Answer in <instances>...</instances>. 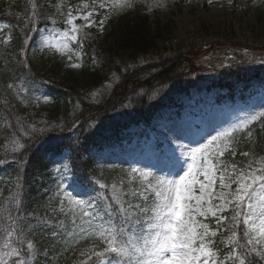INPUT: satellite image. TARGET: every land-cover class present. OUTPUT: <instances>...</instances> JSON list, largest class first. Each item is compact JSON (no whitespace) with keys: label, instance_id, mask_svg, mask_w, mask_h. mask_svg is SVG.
<instances>
[{"label":"snow or ice","instance_id":"6c2138e0","mask_svg":"<svg viewBox=\"0 0 264 264\" xmlns=\"http://www.w3.org/2000/svg\"><path fill=\"white\" fill-rule=\"evenodd\" d=\"M64 7L61 0L57 12L65 17L69 30L47 42L49 48L62 53L71 51L67 42H77L83 29L103 30L109 14L130 5L126 0H81L75 8L68 5L66 12ZM100 10L105 15L97 24L94 17ZM37 16L34 11L30 23H35ZM77 20L83 23L77 24ZM10 40L9 34L5 42ZM256 119L252 116L191 149L189 160L171 159L165 176L131 168L127 180L113 183L110 197H104L114 217L106 227L94 225L96 214L85 201L64 193L68 206L61 200L59 211L70 218L73 234L78 236L74 244L86 239L99 241L80 251L79 255L86 257L82 264H95L94 258L100 264H264V158L256 162L258 166L250 160L243 167L224 159L226 153L233 158L236 155L234 133L246 131ZM247 135L250 138L252 133ZM241 155L249 157L250 153ZM99 187L106 189L108 185L101 183ZM137 197L143 203L134 202ZM60 227H64L63 222ZM53 235L63 233L53 230ZM36 255V245L9 212L0 264H8L10 259L12 264H28Z\"/></svg>","mask_w":264,"mask_h":264},{"label":"rangeland","instance_id":"374dc122","mask_svg":"<svg viewBox=\"0 0 264 264\" xmlns=\"http://www.w3.org/2000/svg\"><path fill=\"white\" fill-rule=\"evenodd\" d=\"M134 2H139V6L141 5L140 10L142 14H144L149 32L154 38L155 47L156 45H158V47H150L145 52H143L144 50H141L140 53L136 55L134 54L133 57L129 55H125L127 57L121 56V61L109 58L102 53H97L98 56L96 63L99 68L101 67L105 70L106 81L104 84H101V86L95 88V93L92 94L93 97L105 98L106 96H109L112 93V90L118 86L117 84L123 83L125 80L126 87L122 90V97L129 99L131 97L138 96L139 94L141 95L138 83H142V81L146 80L150 74L154 76V78L170 75L169 72L178 78L184 74L189 77H199L200 75H203V73H213L214 71L225 70V68H237L238 66L254 65L248 62V60H242L241 58L237 59L233 57H226L225 60H219V58H216L214 61L205 58L213 52L217 54L222 53V50H226L227 53L230 51L235 54L236 52L247 53V51L251 54L259 51L264 52V43H261L264 41V35L258 33L254 35L252 34V37H249V40L253 42L259 41L260 44L258 45L263 46L260 47V49H256L255 45H251L246 42L247 40L245 36L250 34V31L242 28L239 32H237L235 37L232 36V32H229L226 28L229 21H232L231 25L234 29L239 28L240 25L246 24V21L250 18V16L246 15V17H240L244 15L247 10H249V7L245 4H233L232 0H163V6H160L161 0H129L131 6ZM76 23L81 24L83 22L78 20ZM20 25L26 29L28 28V23L21 22ZM69 27L70 26H67L64 30L53 29L50 32L45 33L42 36V44L47 46V42L53 36L59 32L68 31ZM93 28L94 32H91ZM95 31L96 27L83 29L79 38H92L90 40V42H92V40L95 39L93 35ZM243 31H245V35L242 33ZM85 33H87L86 36ZM158 33L160 34V37L156 38ZM67 43L71 48V45L74 42L68 41ZM6 51L7 47L5 44V46L0 50V61L5 56L4 53ZM187 53H190V56H188ZM71 56H75L73 51ZM170 57L178 58L177 65L179 67L172 68L174 67L173 61H167ZM158 69L162 70V72H158ZM132 80L133 82H131ZM134 93L137 95H134ZM117 99L121 100V98ZM261 99H264V94L261 95ZM262 103H264L262 100L252 102L251 105L253 104V109L249 107L247 108L246 113H239V119L237 120L235 118V111H233V113L229 115L230 118L228 119L227 117L228 120L222 119L220 122H216L214 126L208 129L205 128L206 126L203 123L205 121L203 115L194 116V109L196 106H193V109L188 108L187 111L189 112V115H183L181 122L185 121L186 123H189L188 121L190 120L193 122V126L196 122H198L201 124L202 128L201 131L200 129L199 131H192L193 128L192 125H190L189 129H186V132L189 131L190 134L187 139L183 140V148H179L181 161L190 159L187 154L191 149L199 147L201 143H206L208 139H211L213 136L232 128L233 126L239 124L240 121H247L252 116H255V114L259 112V108L262 107ZM193 104L196 105L199 103L194 101ZM258 104L261 106L258 107ZM10 116L15 122L16 129L13 130L14 133L22 138L29 137L31 132L26 129V124L23 120L19 117H15L12 113ZM208 117H214V115H208L206 118ZM45 121L46 120L34 119L33 124L35 123V125L33 126V129L37 135L42 133V126L45 124ZM163 125L165 124L163 123ZM21 128L23 131L19 133L17 129L20 131ZM220 129L223 130L218 131ZM47 136L48 135H46L45 138ZM176 137L177 136L175 135L174 138ZM177 140L180 141V139H176L175 141ZM140 152L148 153L146 155V159L148 160L145 161L146 163H149L154 152L151 151L150 148H144V150ZM227 154L229 153H226L224 157L225 160L227 158ZM231 158L233 161H229V163H236L241 167L245 166L250 160L253 161L254 166H258L256 162L261 158H264V149L252 150L249 157L240 155L239 158H237V156L234 158L231 156ZM132 159L137 164L143 163L144 160L139 152L134 154ZM163 171L167 174L169 168L163 169ZM162 175L165 176L164 173H162ZM73 191L77 192L76 189H73ZM0 246H2V244ZM8 264H12L11 259L8 261Z\"/></svg>","mask_w":264,"mask_h":264},{"label":"trees","instance_id":"16d2710c","mask_svg":"<svg viewBox=\"0 0 264 264\" xmlns=\"http://www.w3.org/2000/svg\"><path fill=\"white\" fill-rule=\"evenodd\" d=\"M58 0H47L46 3L52 9L50 12H55L57 10ZM14 4L8 3L0 7V15H2L3 23L5 25H14L15 20L10 19L8 16H11L14 19H23L20 18L22 16H29L30 6L27 0H12ZM261 6H259L255 12H252V19L249 18L246 21V24L240 26L250 31V35L261 34L264 35V0H262ZM17 4L18 6H16ZM55 7H52V6ZM66 6V4H64ZM249 5V4H248ZM253 6V5H252ZM18 7V8H17ZM17 8V9H16ZM65 8L63 11H65ZM18 11V12H17ZM35 12L38 13V19H44L45 11L41 9H36ZM248 25V26H247ZM231 26V25H230ZM228 26L230 31L235 34L239 29L242 28H231ZM247 26V28H246ZM245 32H243L244 34ZM100 35V40L97 44L98 47L104 49L107 55H110L112 59H118V61L122 60L121 56L129 55L133 57V55L138 54L141 50L145 52L148 48L153 47L157 48L158 45L154 44V38L151 36V33L148 30L147 23L141 15L135 13L129 16H123L117 18L116 11L109 15L108 21L105 20V24L103 26V30L98 32ZM160 34L156 36L158 38ZM155 38V39H156ZM19 39H16V43H19ZM87 55L91 56V53L86 52ZM35 56V57H34ZM33 57V65L37 72L41 73L48 79L54 80L57 78L60 84L72 90V92L77 95L85 94L86 91H90V89L100 82V70L89 67V62L84 64V68L82 69H72L68 63H63V60L58 58L55 53H51L48 51H43ZM127 57V56H125ZM176 67V65H175ZM172 78V76L170 77ZM168 80V79H166ZM59 97V102H56L54 106H45L41 109V112L46 113L50 119V122H57L58 120H64L66 123L72 120L73 115L78 116L76 108L77 100L73 96H71L70 100L65 99V94L57 92L56 94ZM76 103V104H75ZM84 107V112L88 113L90 111V107L86 103H82ZM116 105V106H115ZM75 106V107H74ZM124 108V104L121 100H117V104H110L106 106L103 110V114H109L115 109ZM40 111V109H38ZM102 113V112H101ZM6 114H8L7 107L0 103V121H4ZM25 114V111L22 109V115ZM55 126V124H54ZM254 137L251 138L250 142H252L251 146L242 141L237 142L236 148L239 150V154L245 151H250L252 146L263 148L264 147V121L261 127L255 126ZM51 178V177H49ZM39 194L34 191H31L28 195V203L27 208H24V212L26 210L32 211L36 215H41V212L37 209H43L42 206H38V203L33 207L31 205L32 197L34 198L33 202H37ZM140 200V199H139ZM49 214H53L55 211L54 205H49ZM37 216V217H38ZM104 219L106 217L104 216ZM67 222L64 224V227L60 229V231L55 230L57 232L63 233V236H54L53 228L50 227V223L41 224L39 221V235L37 241L42 245L40 247V257L37 264H62L63 260L66 259V252L69 248L73 247L74 240L78 238L77 235L73 234L72 225L70 219L66 220ZM78 233V227H77ZM34 232V231H33ZM84 241V240H82ZM80 241V243L82 242ZM76 244V245H80ZM99 244V243H98ZM100 249H102L103 245H99ZM99 250V249H98ZM75 257V258H74ZM74 258L73 263H77L78 261L85 260L86 257H81L78 253H74L72 256ZM78 262V264H79Z\"/></svg>","mask_w":264,"mask_h":264}]
</instances>
